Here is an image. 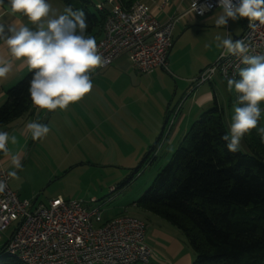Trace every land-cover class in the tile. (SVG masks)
I'll return each mask as SVG.
<instances>
[{
  "label": "trees",
  "instance_id": "trees-1",
  "mask_svg": "<svg viewBox=\"0 0 264 264\" xmlns=\"http://www.w3.org/2000/svg\"><path fill=\"white\" fill-rule=\"evenodd\" d=\"M63 2L84 11L87 34L98 41L107 12L97 9L92 0ZM121 3L129 6L134 1ZM34 71L6 91L0 128L23 116H35L28 91ZM227 132L225 110L215 100L193 122L169 162L133 206L181 230L195 253L193 264H264V142L254 129L243 138L245 151L240 146L239 151L229 152L222 139ZM155 150L152 147L148 155ZM5 247L0 264H24L6 255Z\"/></svg>",
  "mask_w": 264,
  "mask_h": 264
},
{
  "label": "rangeland",
  "instance_id": "rangeland-1",
  "mask_svg": "<svg viewBox=\"0 0 264 264\" xmlns=\"http://www.w3.org/2000/svg\"><path fill=\"white\" fill-rule=\"evenodd\" d=\"M92 1L95 4L103 0ZM91 9L94 10V7L91 6ZM244 19L233 22L242 30ZM184 21L179 20L176 24L175 41L179 45ZM107 69L109 67L95 71L97 74L93 79L92 91L78 103L70 105L66 111L40 110V119L50 128V132L40 141L30 139L21 159L23 168L18 170L19 178L12 177L11 188L22 199L26 198L37 204L47 203L57 197L79 199L88 206H101L104 215L113 216L112 218L121 214L137 216L145 221L146 231L150 229L149 233H153V224L159 222L182 235L183 232L168 221L133 206V202L146 192L161 168L169 162L167 152L170 147L164 146V152L160 151L158 159H154L155 152L150 155L148 153L152 147L157 150L163 148L173 113L170 121L164 125L167 107L164 115L163 111L160 113V107L155 106L158 96L155 94L152 97L151 92L143 100V107L136 101L134 90H130L127 96L113 93L101 99L117 81L114 77L105 81L103 74ZM198 76L199 74L194 79ZM170 77L174 81L178 79ZM208 84L210 83L199 87ZM191 93L193 92L190 91L189 94ZM182 96L180 92L174 97L173 91L169 100V103L173 101L172 109L176 105L187 109L188 97L182 100ZM228 102L226 115L231 123L234 107L238 104L235 100ZM260 107L262 112L258 127H264V102H261ZM155 118L162 120L158 137L145 145L143 137L147 135L149 127L151 130ZM163 126H166L164 138L161 135ZM240 146L243 151L246 150L243 141ZM9 170L16 171L13 166ZM112 187H117L118 190L111 192ZM93 200L96 202L92 204ZM14 228L15 225L2 232L0 252L12 236Z\"/></svg>",
  "mask_w": 264,
  "mask_h": 264
},
{
  "label": "built area",
  "instance_id": "built-area-1",
  "mask_svg": "<svg viewBox=\"0 0 264 264\" xmlns=\"http://www.w3.org/2000/svg\"><path fill=\"white\" fill-rule=\"evenodd\" d=\"M183 1L187 3V10L165 22L159 21L150 5L141 1L129 6L119 0L97 3V9L107 12L102 36L97 41L105 57V64L99 70L112 66L122 55H126L141 74L157 68L167 69L177 22L187 15L200 17L219 8L216 0ZM169 2L163 0L160 7ZM253 23L255 28H250L247 21L243 33L235 39L245 40L249 55H264V25L258 21ZM243 67L247 66L241 63L240 57L223 50L218 59L193 80V89L212 83L218 76L224 81L239 79V70ZM180 109L178 105L173 110L171 126ZM0 180L6 184L0 192V237L15 225L6 243V255L24 264H137L152 260L154 251L146 242V223L141 218L121 214L106 219L101 206H88L79 199L57 197L37 204L22 199L11 188L12 177L6 168H0ZM116 190V187L111 188V192Z\"/></svg>",
  "mask_w": 264,
  "mask_h": 264
},
{
  "label": "clouds",
  "instance_id": "clouds-1",
  "mask_svg": "<svg viewBox=\"0 0 264 264\" xmlns=\"http://www.w3.org/2000/svg\"><path fill=\"white\" fill-rule=\"evenodd\" d=\"M3 0H0V5ZM222 9L215 24L226 26L229 19L236 21L247 18L249 27L255 23L264 25V0H216ZM12 14H22L34 28L27 25L0 24V40L7 46L10 58L0 56V79H6L12 71V61H22L29 69L35 70L29 82L32 105L38 110L66 111L93 89V74L105 64L93 35L87 34L88 22L82 9L66 6L63 13L53 9L47 0H8ZM196 3L193 8L196 9ZM204 8V6H201ZM205 10H208L205 8ZM203 15V11L200 12ZM216 48L241 58L247 67L239 70V79L227 78V89L237 93V104L231 118L228 132L222 137L229 152L240 149L243 138L256 130L264 142V127H258L264 102V55H249V45L243 39L215 37ZM211 47V45H206ZM214 71V70H213ZM33 141L44 139L50 128L38 121L26 125ZM17 143V137L7 131H0V153L10 156L16 171L9 176L19 178L18 170L23 164L20 156L10 151L8 144ZM6 187L0 180V192Z\"/></svg>",
  "mask_w": 264,
  "mask_h": 264
},
{
  "label": "crops",
  "instance_id": "crops-1",
  "mask_svg": "<svg viewBox=\"0 0 264 264\" xmlns=\"http://www.w3.org/2000/svg\"><path fill=\"white\" fill-rule=\"evenodd\" d=\"M119 1L128 4L136 0ZM137 1L150 5L153 13L161 22L167 21L173 15H182L187 10V3L183 0H170L163 8L160 7V3L163 0ZM47 2L53 9L57 10L58 13H63L66 7L63 0H47ZM97 3L100 2H96V4ZM7 6L8 0H3V4L0 5V24H16L17 26L27 25L30 28H34V25H31L26 17L22 14H12ZM221 14L222 9L218 8L204 16L198 17L190 14L180 19L185 20L182 24L183 27L181 26L183 28L181 43L179 45L176 41L174 42V46L168 58L167 69L157 68L151 73L141 74L132 66L129 58L126 55H122L103 74L105 81L108 82L111 77H114L117 81L109 87V92L104 93L101 99L113 93H117L119 96H127V94L131 92L130 90H134L136 101L143 107V100L148 93L151 92L152 97H155L154 95L156 94L158 98L156 99L157 103H155V106L160 107V113L163 111L162 114L164 115V111L167 107L164 125L168 122L173 110L178 106L176 105L172 109L173 101L169 103L173 91L174 97L176 93L180 92L183 94L182 100L188 97L187 101L189 100V104L187 105V109H180V114L174 125L170 127L165 135L163 148L161 147V150H155V159H158L161 154L160 151L163 153L164 146H167L170 147L167 152L169 160L175 151L174 149L178 148L183 138L188 133L191 127L190 125L193 124L192 122L195 121L201 113L209 109L215 100L224 108L225 113L228 111V100H235L237 102V93H235L234 90L229 92L227 89V81H224L219 76L212 83L206 85L208 87L202 86L199 87V89L196 88L194 89L195 92L192 85L193 79L211 65L223 51L222 48H216L215 45L217 42L215 41V37L220 35L226 38L228 35H231L233 39H235L241 35L248 21L247 18L243 20L242 30L239 29L231 19H229L226 26L217 27L215 20ZM175 31L174 38L176 35ZM209 44L211 47H206V45ZM0 56L10 58L7 46L3 40H0ZM12 64V71L8 74L7 78L0 79V106L6 100V91L30 72L22 61L13 60ZM170 75L178 77V79L174 81ZM190 91L193 93L189 94ZM40 112L41 111L36 108L35 116H23L11 124L0 128V131H7L10 135H15L17 137V143L12 144L9 142L8 147L12 153L18 154L21 159L31 139V134L27 131L26 125L32 121L43 123V119H40ZM153 121L154 125H150L151 130L149 127L147 129V135L143 137L145 145H148V143L150 144L151 141H154L158 137L157 134L162 120L155 118ZM226 121L229 129L230 123L227 115ZM165 129L166 126H163L161 132V135H163L162 138H164L163 133ZM242 141L244 142V140ZM11 166L10 156L0 153V168H6L10 171L9 169ZM112 217L113 216L105 215L106 219ZM163 224L155 222L153 224V233H149L150 229L146 231V242L153 249L154 256L149 263L137 264H193L196 256L185 234L182 233L181 235V233L173 232L172 229H167L165 224ZM4 246L5 244L3 247Z\"/></svg>",
  "mask_w": 264,
  "mask_h": 264
}]
</instances>
